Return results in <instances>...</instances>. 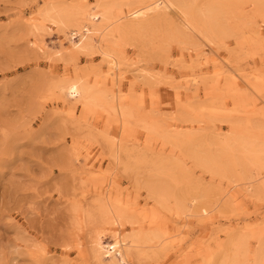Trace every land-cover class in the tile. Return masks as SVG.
Masks as SVG:
<instances>
[{
	"label": "rangeland",
	"instance_id": "rangeland-1",
	"mask_svg": "<svg viewBox=\"0 0 264 264\" xmlns=\"http://www.w3.org/2000/svg\"><path fill=\"white\" fill-rule=\"evenodd\" d=\"M132 1L0 0V264H100L92 232L113 228L85 218L105 197L129 215L125 232L158 236L154 254L131 264H256L264 248V16L249 0H197L194 17L168 12L132 34L114 25L80 52L38 15L51 4L78 10L75 21L88 26V11L123 16ZM210 14L217 34L208 31ZM104 50L121 64L113 84ZM73 80L103 105L67 97L61 87ZM118 103L131 116L125 131L106 110ZM114 138L140 170L113 164L106 140ZM147 177L162 184L161 202L145 190Z\"/></svg>",
	"mask_w": 264,
	"mask_h": 264
},
{
	"label": "bare ground",
	"instance_id": "bare-ground-1",
	"mask_svg": "<svg viewBox=\"0 0 264 264\" xmlns=\"http://www.w3.org/2000/svg\"><path fill=\"white\" fill-rule=\"evenodd\" d=\"M249 1L252 7L254 8V11L257 14L264 16V0H249ZM196 2L197 0H144V1L134 0L131 3L127 4V12L123 16H117V17L112 16L110 12V8L108 7H104L102 12L88 11V15H87L88 17L87 21L89 24L88 26L87 24H83V23H79L75 21V17L79 16L78 10L69 12L68 9L60 8L55 5H51V4L45 6V9L40 11V14L38 15H39V20L42 23H45L46 25H48V26L46 25L44 26L45 31L47 29L48 30L52 29V27H56L63 31L65 30L67 32V34L66 33L65 34L67 35V38L69 42L71 43V46L73 48H76L80 52H82V51L91 50L92 48H97L94 46L93 38L97 36L96 37L97 40L101 39V37H103L105 33L107 35V32L110 31L109 29H111L114 25H115L114 28L115 27L119 28V30L120 28L123 29L124 31L131 30V34H132V30L143 29L146 26H149L153 23L155 24L158 21L163 20L164 17L168 15L167 14L168 12H174V14L176 12L175 15H179L180 13L184 14L185 12H187L188 14L194 17L195 16L194 8H195ZM210 15L211 16H209L208 18V21H209L208 22L209 26H207L208 31H211L212 34H217L219 32L220 26L219 24H217L215 20L216 18L213 17V14H210ZM188 19L184 20L186 21L184 23V26L185 24L191 25L189 24V22H187ZM31 29L33 30L32 32H36V30L38 29V25H34V26L32 25ZM94 51L96 53V50ZM104 51L101 52L100 54L106 64V68H107L106 74H108V81L109 83L113 84L116 80H118L120 77L123 76L122 70H120L121 64L119 60L115 57V55L112 54V52L110 53V51L109 52H106V51L104 52ZM105 79L107 80L106 77ZM82 82L77 81V80L68 81L65 84H63L61 89L65 90L67 97L73 98L75 100H81L83 104L92 102V103H96L102 106L103 105L102 100L97 99L96 97V96H99V93L95 92L93 94V91L89 89L86 85H84L83 84L84 82L83 83ZM107 104H109V102ZM109 106H108L109 109L107 108L106 110H108L110 114L115 113V115L116 114L118 115L119 126H120L119 129L124 130L125 126H128V125H125L126 120H129L128 117L130 118L131 116L129 115L127 111L124 110L125 107H123L120 103H118L116 107L115 106L109 107ZM129 124H132V123L129 122ZM123 134L125 133L123 132L122 135ZM118 140L119 139H115V142H112V143L106 140V144H109V147L111 150L110 156H112L113 164L117 166L118 168H120L121 170H123L124 172L125 171L129 172V170L135 171V169H139V167H137V159L135 158V154H133L132 151L130 150L126 151L125 148H123L122 146L123 143H120ZM123 140L121 142H123ZM189 146L191 145H188V147ZM161 185H162L161 183L154 181L152 180V178H149V177H147L146 180L144 181L145 190L147 191L148 195L156 202H161L164 198V195H166ZM175 196H174V199H176ZM179 198H180V195H179ZM98 201L100 202V206L97 207L98 205L96 204L97 211H95L94 213L90 211V213L92 212L91 215L87 214L86 211L84 210L86 213L85 219H87L90 223L93 222V224L94 223L97 224V226L101 224V225H104L105 227L106 226L112 227L113 229L108 230L107 228L101 227L102 229L97 228L99 230H96L95 228L96 231L92 232L93 236L91 238L90 245L92 247V250L94 249V252L92 253L97 263H100V264L102 263L103 264L104 263L105 264H131L130 262L132 261V259L139 261V260H142L141 258H144L145 254H148L147 257H150L154 254L155 252L154 249H156V247H159V246H151V242L154 240L157 243H159L158 236L156 234L154 233L146 234L144 232L142 233L137 232L136 230L130 233L125 232L123 229L124 224L126 223L132 224L133 222L132 223L130 222L131 220L128 218L129 215L128 217L126 216V214L122 210L123 208L122 209L119 208V204H118V207L116 205H112L109 202L107 197H105L104 200H101V201L98 200ZM94 204L95 202L92 205ZM178 204L179 205L177 206H180L181 208L180 210L183 209L184 210L183 212H186L187 214L189 213L188 208L184 205L185 203H183L180 200L178 201ZM93 210H95V208H93ZM107 231H109V233H107ZM108 238H110V241L106 240ZM260 245L264 246V243ZM263 250L264 248L262 249V252L261 250H258L260 251L258 253V256L256 253V256H257L256 264H263L262 263V259H264ZM226 262H227V259H226Z\"/></svg>",
	"mask_w": 264,
	"mask_h": 264
}]
</instances>
